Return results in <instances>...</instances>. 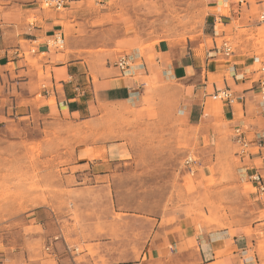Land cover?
Segmentation results:
<instances>
[{"label":"crops","instance_id":"obj_1","mask_svg":"<svg viewBox=\"0 0 264 264\" xmlns=\"http://www.w3.org/2000/svg\"><path fill=\"white\" fill-rule=\"evenodd\" d=\"M243 1L207 0L203 43L187 49L161 41L141 55L133 39L103 38L114 28L91 29L92 39H84L68 3L63 13H54L42 10L41 0H0V129L22 131L21 125L48 120L90 122L109 106L145 104L154 87L173 84L174 107L189 126L220 125L232 132L239 128L251 144L260 136L264 141V106L257 94L258 68L264 64V22L258 16L264 0ZM57 32L63 38L61 51L49 44ZM224 40L233 46L229 58L216 51ZM123 54L134 56L133 64L143 67H132V76L125 75L114 65ZM226 89L239 96L234 104L214 98ZM249 152L240 156V177L258 171L264 178V150L252 146ZM107 164V154L95 163L75 162L67 178L82 181L64 192L70 207L40 205L32 212L41 236L53 240L56 248L63 246L53 253L54 261L264 264V198L255 191L250 212L232 226H210L197 217L165 213L130 214L135 218L120 225ZM74 246L82 248L80 262L65 251Z\"/></svg>","mask_w":264,"mask_h":264},{"label":"rangeland","instance_id":"obj_2","mask_svg":"<svg viewBox=\"0 0 264 264\" xmlns=\"http://www.w3.org/2000/svg\"><path fill=\"white\" fill-rule=\"evenodd\" d=\"M68 1L84 39H92L91 29L114 28L103 38L133 39L141 55L161 41L195 47L208 33L207 0ZM165 87H154L145 104L109 106L90 122L48 120L21 125L22 131L0 129V264H74L51 258L63 246L41 236L31 214L40 205L69 208L64 192L82 181L67 178L69 167L106 154L120 225L135 218L130 214L197 217L219 227L245 218L254 190L240 177L233 132L220 125L189 126L174 107L175 85ZM72 249L77 258L81 246Z\"/></svg>","mask_w":264,"mask_h":264},{"label":"built area","instance_id":"obj_3","mask_svg":"<svg viewBox=\"0 0 264 264\" xmlns=\"http://www.w3.org/2000/svg\"><path fill=\"white\" fill-rule=\"evenodd\" d=\"M236 3L241 4L243 0H235ZM68 3V0H41L40 8L42 10L53 11V12H61L64 10ZM260 22H264V11L260 13L258 16ZM50 46L57 50L61 51L63 49V38L60 32H57L53 35L52 39L49 42ZM219 55L223 58H229L233 54V46L230 44L229 40H224L221 42L220 46L216 49ZM135 60L134 56L130 55H120L114 65L125 75L132 76V72L130 69L132 67H139L140 69L143 67L139 62L134 65L133 61ZM258 72L260 74V79L258 81L257 94L260 102L264 106V64L260 65L258 68ZM214 98L218 101L225 102L227 104H234L239 96L232 93L230 90H220L214 94ZM233 141L235 145L239 149V156L249 155V150L252 146L256 148L257 152H261L264 150V141L262 136L255 138L254 145L251 144L248 139L244 136L243 132L236 128L233 131ZM264 168V161L263 166ZM248 183L254 188L255 194L259 198H264V178L255 171L253 174L246 177ZM68 252L77 253V249H69L66 248ZM124 264H139L138 262H128Z\"/></svg>","mask_w":264,"mask_h":264}]
</instances>
